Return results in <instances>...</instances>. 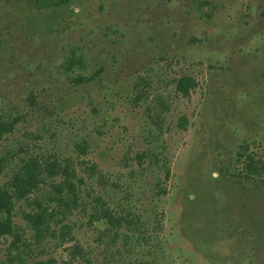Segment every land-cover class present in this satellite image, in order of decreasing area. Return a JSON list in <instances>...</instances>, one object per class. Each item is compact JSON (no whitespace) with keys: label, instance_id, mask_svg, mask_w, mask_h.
Returning <instances> with one entry per match:
<instances>
[{"label":"rangeland","instance_id":"1","mask_svg":"<svg viewBox=\"0 0 264 264\" xmlns=\"http://www.w3.org/2000/svg\"><path fill=\"white\" fill-rule=\"evenodd\" d=\"M15 115L0 185L20 157L56 159L80 204L36 242L23 211L61 177L14 200L24 244L0 237V264H65L74 245V264H264V174L245 169L264 160V0H0Z\"/></svg>","mask_w":264,"mask_h":264},{"label":"trees","instance_id":"2","mask_svg":"<svg viewBox=\"0 0 264 264\" xmlns=\"http://www.w3.org/2000/svg\"><path fill=\"white\" fill-rule=\"evenodd\" d=\"M51 3L57 4L50 2V5ZM193 83V80L188 76H181L176 80L175 89L186 94ZM31 101H34V98H31ZM19 120L20 115L12 116L9 119H0V140L13 130ZM247 158L245 166L247 174H264V160L253 159L250 156ZM55 176H60L61 181L51 183L50 187L53 192L46 197L45 204L40 199H34L29 203L34 205V210L23 211L24 219L34 231L36 242L40 241L45 233L51 231V222L55 221L60 224L74 208L78 207L80 191L74 181V169L70 165H62L56 159L32 154L19 158L10 178L5 184L0 185V237L11 236L12 244L16 248L24 244L22 235L17 231V226L12 218L14 200H29L28 197L32 191L38 189L40 185H44L47 178ZM117 218L107 208H103L95 215V219H104L111 226H116L119 223ZM68 230V226L62 222L59 234H67ZM85 255L74 245L70 258L65 264H74V260L79 257L84 259L85 263H89Z\"/></svg>","mask_w":264,"mask_h":264}]
</instances>
